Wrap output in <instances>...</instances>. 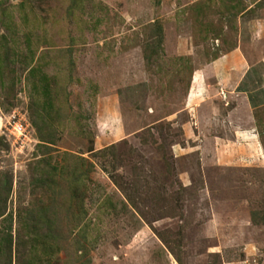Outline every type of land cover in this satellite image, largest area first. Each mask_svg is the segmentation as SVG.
Segmentation results:
<instances>
[{
    "label": "rangeland",
    "instance_id": "1",
    "mask_svg": "<svg viewBox=\"0 0 264 264\" xmlns=\"http://www.w3.org/2000/svg\"><path fill=\"white\" fill-rule=\"evenodd\" d=\"M218 1L0 0L17 44L38 39L31 66L49 89L32 102L18 63L2 79L12 91L0 88V180L12 188L0 231L11 220L13 244L18 208L48 201L33 180L52 167L66 240L41 264H264V225L250 217L264 214V107L235 102L227 127L201 114L230 105L209 65L259 13L240 15L252 0ZM156 25L162 48L146 60ZM74 173L77 229L63 212Z\"/></svg>",
    "mask_w": 264,
    "mask_h": 264
},
{
    "label": "trees",
    "instance_id": "2",
    "mask_svg": "<svg viewBox=\"0 0 264 264\" xmlns=\"http://www.w3.org/2000/svg\"><path fill=\"white\" fill-rule=\"evenodd\" d=\"M225 1L228 4H232V1L229 0H219L218 2H221V6L224 7L227 5L226 3H224ZM252 2L256 3L255 6L257 7H260L264 4L263 0L259 2L252 0ZM239 3L240 5L242 4L241 2ZM229 8V10H232L236 9L237 7L235 5H231V7ZM245 9L246 8L244 7L240 11V13H242ZM1 11L2 15H0V23L4 25L6 31L11 35L10 37H8L5 33H2L0 35V50H2L0 53L3 56V58L0 59V88L2 90H5V92L12 91V87H10L9 90L8 85L6 87L2 79L7 73V75H9V71L15 70V68H11V70L6 71L7 69H9L8 65L12 63H18L20 67L25 66L24 68L22 67V71H26V82L31 85L30 96L32 98V102L34 101V99L37 102V96L41 95L43 91L49 90L47 87L45 89L43 88L44 86L42 82L47 80V76L39 71L40 67H42L39 64L40 62L36 63V65L31 66L33 60H35V54L37 51V45L35 43L38 39L32 40L29 33H22L21 36L24 40L20 44H17L19 38L16 34L18 33L16 31L14 33L13 24H6V21L4 20L5 15H3V10ZM236 15L237 12L233 14V17H236ZM161 32L162 31L159 26H154L153 33L155 39H152L153 41L146 45V60H149L151 58V55L153 56L152 53L156 54L158 50H161ZM219 36L220 32L216 34V37ZM149 51L151 52V54H149ZM39 58V56L36 58L37 62L39 61ZM36 76L38 77L36 78ZM6 88L8 89L6 90ZM43 138L44 137H40V139ZM45 140V142L49 141L48 138H46ZM43 161L41 160L42 165L44 166ZM42 169V172H40V174L33 180V185L34 187H36V190L33 191L32 194H34L35 192L39 194V191L41 192L46 190L48 192V201L44 202L38 200L36 202H31L24 208H18V212L16 214V223L18 225V228L16 230L15 244H13L14 241L11 235V220L9 221L8 227L3 228L2 231H0V264H12L13 253L15 255L14 261H16V264H41L43 263V261L49 262V259H51V255L60 251V240H66L64 236L60 235L59 224L61 222V207L60 205H58L59 197H57V193H55L54 188L57 180L55 179V176H51V171L54 168L50 167L49 169H47L43 167ZM78 178L79 177L78 175H76V173L73 174V178H67V180L70 181L69 183L71 185L69 188V195L66 199V209L63 211L65 215H70L69 224L72 225L73 229H77L83 219L82 208L84 200L76 186ZM11 188V177H2V180H0V218H2L3 216H8V214L6 215V201L10 194ZM257 215V213H251L250 217L252 223L264 225V214L260 218H257ZM9 216L12 217L11 214ZM80 232H82V234H80ZM70 234H72L71 231ZM78 234H80L78 235L80 239L85 238L86 236V232L84 231H79ZM79 238L73 239L74 243H76L75 246L77 247L75 254L79 252L77 250H82L81 254L85 255L87 252L83 246V242L80 241ZM80 243H82V245H80ZM47 256L50 258L46 259ZM41 257H43V259H41ZM79 258L77 257V259Z\"/></svg>",
    "mask_w": 264,
    "mask_h": 264
},
{
    "label": "crops",
    "instance_id": "3",
    "mask_svg": "<svg viewBox=\"0 0 264 264\" xmlns=\"http://www.w3.org/2000/svg\"><path fill=\"white\" fill-rule=\"evenodd\" d=\"M255 4H249L240 15L252 11V9H258L259 16L247 22L243 19V24L247 26L240 27V34L238 40L236 39L235 46L223 56L218 59L215 58L209 65L212 71L220 70L217 74L219 79L216 78L217 84L220 85L219 89L226 95V101L231 106L230 108L229 106L221 108L214 104L212 112L210 107L203 108L202 117L206 114L208 116L212 114L215 118L214 126H216V119L217 122L226 125V127L228 124L238 125L231 117L236 110L237 103L247 112H253L264 107V4L260 7L255 6ZM197 75L198 77L201 76L199 72ZM205 87L206 84L202 87L203 92L212 94V91ZM214 133L215 143L217 140L218 145H223L222 140L224 138L216 135V128Z\"/></svg>",
    "mask_w": 264,
    "mask_h": 264
},
{
    "label": "built area",
    "instance_id": "4",
    "mask_svg": "<svg viewBox=\"0 0 264 264\" xmlns=\"http://www.w3.org/2000/svg\"><path fill=\"white\" fill-rule=\"evenodd\" d=\"M222 95H223V92H222Z\"/></svg>",
    "mask_w": 264,
    "mask_h": 264
}]
</instances>
